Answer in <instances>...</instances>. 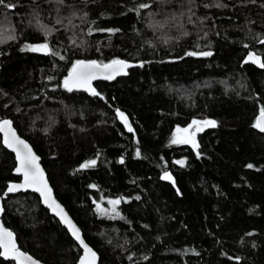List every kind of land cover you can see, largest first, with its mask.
<instances>
[{
    "label": "trees",
    "instance_id": "1",
    "mask_svg": "<svg viewBox=\"0 0 264 264\" xmlns=\"http://www.w3.org/2000/svg\"><path fill=\"white\" fill-rule=\"evenodd\" d=\"M8 3L0 31L16 38L0 43V120L10 118L41 156L99 263L264 264V133L255 127L264 68L245 63L250 51L264 62V0ZM45 42L55 55L22 50ZM201 51L212 55H187ZM83 59L135 64L95 81L99 95L69 91L64 78ZM196 118L216 126L196 133L197 147L173 143L175 127ZM16 162L0 134L1 195L21 178ZM3 205L20 249L77 264L81 247L38 194H11Z\"/></svg>",
    "mask_w": 264,
    "mask_h": 264
},
{
    "label": "snow or ice",
    "instance_id": "2",
    "mask_svg": "<svg viewBox=\"0 0 264 264\" xmlns=\"http://www.w3.org/2000/svg\"><path fill=\"white\" fill-rule=\"evenodd\" d=\"M0 6H5L8 9H13L15 7L11 3L5 5V0H0ZM148 7H149L148 4H140L137 11H139L140 9H146ZM0 15H2V13H0ZM108 31H113V30H108ZM45 32L46 34H50V30L48 29H45ZM15 38L16 37L14 34H9L5 36L4 32L0 31V43L4 42L5 40H14ZM22 50H29L33 52H45V53H51L53 55L56 54L53 51V49L49 46V44L46 42L36 45H26L25 48ZM187 55L211 56L212 53L210 51H201L199 53L189 52L187 53ZM61 59H63V57H61ZM249 61L259 64L260 67L264 68V62H261V57L257 56L255 53L250 52L248 54L245 63ZM114 66H119V68H127L130 65L126 61H120V60H113L108 64H102L101 62L95 60L92 61L77 60L74 62L72 66V70L69 72L68 76L64 78L63 87L69 91H72L73 89L84 88L86 90L91 91L93 95H99V93H97L91 87V81L97 78L95 75L96 71L100 69H112V73L105 76L104 78L113 79L115 75L119 74V68ZM141 66L143 65L141 64ZM117 114L119 118L124 121L125 124L128 123L127 117L123 112H120L117 109ZM11 123L12 122L9 120L0 121V131H5V127L10 126ZM192 123L194 125L203 124L212 127L216 126V122L212 120H205V121L194 120ZM189 127H191V125ZM255 127L260 128L261 131H264V108H261V115L258 118ZM128 130L132 131V128L129 126ZM199 130L200 128L196 129V131ZM183 131L187 132L188 129H184ZM8 137H9V132H5L4 143L9 148H12L13 151H15L16 153V159L19 163L15 171L17 173L22 174L23 182L9 184L7 186V191L4 192L3 196L6 197L9 193H13L20 189H27V188H34L36 191L40 192L41 195L44 197V203L48 204L49 207H51L52 210L58 216H60L61 220L65 224H67L68 227L72 230V235L75 237V239L80 243V245L83 246L84 257L81 258L80 264H94L96 260V253L84 242V240L81 237L79 229L72 223L70 218H68L67 213L64 212L63 208L51 198L50 196L51 189L48 188L47 183L43 177V172L37 163L39 157H37L32 152L31 148L26 144L25 141L21 140L18 136L15 135L14 130H11V139H9ZM193 138H194V133L192 134V137H186L183 140L174 139L172 142L193 143ZM193 147H197V145L193 143ZM137 156H139V151H137ZM121 162L123 161L121 160ZM177 163L183 164V161H177ZM95 165H96V160H90L83 163L81 165V168H89ZM248 167H252V165H248ZM163 179L171 180L172 177L169 173L166 172ZM92 187H95V185H93ZM0 199H2V197H0ZM137 199H139V197H137ZM120 202L121 201L119 199L109 201V203L112 205L111 212L115 214L112 218H116V216L119 215V213L116 210V205L120 204ZM0 211H3V209L0 208ZM97 211L103 215H107L109 212L107 208H104L99 204L97 205ZM0 248L3 249V251H0V256L8 257L11 255L13 256V258L20 260V264H24V259H29V260L31 259L30 257H27L24 253L18 250L14 240V234L11 231L3 228L2 225H0ZM33 264H37V262L33 261Z\"/></svg>",
    "mask_w": 264,
    "mask_h": 264
},
{
    "label": "water",
    "instance_id": "3",
    "mask_svg": "<svg viewBox=\"0 0 264 264\" xmlns=\"http://www.w3.org/2000/svg\"><path fill=\"white\" fill-rule=\"evenodd\" d=\"M250 52H252V53H255L257 56H259V57H261L257 52H255V51H250ZM249 52V53H250ZM248 53V54H249ZM248 54H247V57H248ZM84 61H92V60H87V59H83ZM120 61H126L130 66L129 67H127V68H119V66H114V67H117V68H119V74H117V75H115L114 76V78L113 79H115V78H117V77H119V76H123V75H125L127 72H128V69L129 68H131L132 66H134V62H132V61H130V60H127V59H119ZM261 62H262V58H261ZM248 63H251V64H255V65H259V64H256V63H253V62H251V61H249ZM106 64H108V63H106ZM112 73V69H100V70H97L96 71V73H95V75H96V79H93L92 81H91V87H92V89H96L95 88V81H97V80H100V79H105L104 77L105 76H107V75H109V74H111ZM69 74V73H68ZM68 74H67V76H68ZM79 90H83V91H86V92H90L91 93V91H89V90H86V89H84V88H79ZM260 115H261V113H259L258 114V116H257V120H258V118L260 117ZM3 120H9V121H11L12 123H11V125L10 126H6L5 127V131H0V134H1V137H2V141H3V143H4V139H5V132H9V139H11V130H14V132H15V135L16 136H18L21 140H23V141H25L26 142V144L31 148V150H32V152L37 156V157H39V159H38V161H37V163H38V165H39V167H40V169L42 170V172H43V177H44V179H45V181H46V183H47V186H48V188H50L51 189V192H50V196H51V198L56 202V203H58L62 208H63V210H64V212L65 213H67V216H68V218H70V220L72 221V223L79 229V231H80V234H81V237H82V239L84 240V242L96 253V260H95V262H94V264H100L99 263V257H98V253L95 251V249L85 240V238H84V236H83V233H82V230H81V228H80V226L77 224V222L74 220V218L71 216V214L69 213V211L67 210V208L65 207V205L59 200V198L56 196V193H55V190H54V188H53V186H52V184H51V182H50V180H49V178H48V175H47V172H46V170H45V168H44V166H43V164H42V161H41V156L36 152V150L34 149V147H33V145L25 138V137H23L20 133H19V131L17 130V128L15 127V125H14V123H13V121L10 119V118H3V119H1L0 121H3ZM123 121V120H122ZM259 130H260V128H259ZM261 131V130H260ZM262 133H264V131H261ZM5 144V143H4ZM7 146V145H6ZM8 147V146H7ZM9 148V147H8ZM14 154H15V156H16V153H15V151H13V149L12 148H9ZM16 161H17V159H16ZM18 161L16 162V166H15V169H16V167H18ZM14 172H15V174L16 175H18V176H20L21 178L19 179V180H16V181H12L11 183H22L23 182V176H22V174H20V173H17L15 170H14ZM11 183H9V184H11ZM8 184V185H9ZM7 191V188L5 189V191L4 192H6ZM27 191H30V192H34V193H36V194H38L39 195V197H40V200H41V203L49 210V212L52 214V215H54L59 221H60V223L69 231V233H70V235L75 239V237L72 235V230L68 227V225L67 224H65L62 220H61V218H60V216H58L53 210H52V208L51 207H49V205L48 204H45L44 203V197L41 195V193L40 192H38V191H36L34 188H27V189H20V190H18V191H16V192H13V193H9L8 195H11V194H16V193H19V192H27ZM4 194V193H3ZM3 194L1 195L0 194V197H2V199H0V208H2V209H4V205H3V199L4 198H6L5 196H3ZM2 214H3V211H0V225H2L3 226V228H5V229H7V230H9V231H11L13 234H14V240H15V244H16V247L18 248V250L20 251V252H22V253H24L27 257H30L31 259L29 260V259H24V258H21V259H24V264H33V261H35V262H37V264H47L46 262H44V261H42L41 259H38L37 257H35L34 255H32L31 253H29V252H27V251H25V250H22V249H20L19 248V246H18V242H17V238H16V235H15V233L9 228V227H7V225L4 223V221H3V218H2ZM76 240V239H75ZM76 242L79 244V246L81 247V251H82V253H81V255H80V257H79V259H78V261H77V264H80V260H81V258L82 257H84V249H83V246L82 245H80V243L76 240ZM0 250L1 251H3V249L2 248H0ZM4 258H6V259H9V260H13V261H15V262H17L18 264H20V260H18V259H15V258H13V256H8V257H5V256H3Z\"/></svg>",
    "mask_w": 264,
    "mask_h": 264
},
{
    "label": "rangeland",
    "instance_id": "4",
    "mask_svg": "<svg viewBox=\"0 0 264 264\" xmlns=\"http://www.w3.org/2000/svg\"><path fill=\"white\" fill-rule=\"evenodd\" d=\"M194 120H196V121H205V120H210V119H206V118H196V119H194ZM194 120H192V122L194 121ZM191 122V124H189V125H186V126H180V125H178V126H176L175 127V129H174V131H173V134H172V141L174 140V139H177V140H183L184 138H186V137H192V134L194 133V138H193V143H195L196 144V138H195V135H196V133L198 132V131H196V129L197 128H200V130L201 129H203L204 127H206V125H203V124H199V125H194L193 123ZM191 125V127H189ZM184 129H188V131L187 132H184L183 130ZM179 130V131H178ZM193 143H190V144H192L193 145Z\"/></svg>",
    "mask_w": 264,
    "mask_h": 264
}]
</instances>
